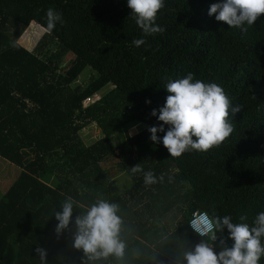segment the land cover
Segmentation results:
<instances>
[{"label":"trees","instance_id":"trees-1","mask_svg":"<svg viewBox=\"0 0 264 264\" xmlns=\"http://www.w3.org/2000/svg\"><path fill=\"white\" fill-rule=\"evenodd\" d=\"M216 2L164 0L156 24L165 31L145 37L127 0H0V155L21 168L0 197V264H41L36 247L47 250V264H83L74 219L97 196L120 205L127 247L122 261L89 264H176L204 239L187 224L193 211L250 225L264 211V15L242 31L208 14ZM48 8L63 23L49 33L54 48L39 55L16 39L29 22L46 30ZM134 38L146 42L135 47ZM86 67L94 74L81 85ZM188 72L221 86L241 111L229 113L233 131L219 146L173 158L148 128L163 123L166 84ZM87 97L84 110L102 133L89 143L73 123ZM138 163L163 181L145 186L142 173H131ZM119 171L131 183L116 190L110 180ZM67 196L73 219L57 237L54 212Z\"/></svg>","mask_w":264,"mask_h":264},{"label":"clouds","instance_id":"clouds-1","mask_svg":"<svg viewBox=\"0 0 264 264\" xmlns=\"http://www.w3.org/2000/svg\"><path fill=\"white\" fill-rule=\"evenodd\" d=\"M127 6L145 37L165 31L156 24L157 13L164 7V0H127ZM208 14H215L217 21L229 27L247 31L245 25L251 27L264 15V0H218L210 5ZM57 23H63L62 14L48 8L46 31L51 33ZM145 42L144 38H134L132 44L140 47ZM165 88L169 95L159 108V115L157 109L151 112L163 123L149 127L148 131L150 139L162 142L171 157L178 158L192 150L209 151L230 136L233 125L229 122V113L240 112L241 106L232 105L221 86L194 80V74L188 72L183 78L169 81ZM158 132H163V136L158 137ZM131 173H142L145 186L164 179L163 174L157 176L151 170L144 171L139 163L131 167ZM75 204L76 201L67 196L61 210L54 212L58 221L54 229L57 237L69 228ZM119 212L118 203L97 196L94 203L75 217L72 246L83 252V264L107 260L110 256L121 261L124 259L127 245L120 238L123 220ZM245 219L240 217L241 221ZM187 224L204 239L186 248L182 256L176 258V264H259L264 257V211L257 213L250 225L246 222L233 223L230 215L210 216L207 211L195 210L188 216ZM225 229L226 238L222 235ZM228 239L233 241L230 247ZM35 253L41 264H47L45 248L36 247Z\"/></svg>","mask_w":264,"mask_h":264},{"label":"rangeland","instance_id":"rangeland-1","mask_svg":"<svg viewBox=\"0 0 264 264\" xmlns=\"http://www.w3.org/2000/svg\"><path fill=\"white\" fill-rule=\"evenodd\" d=\"M16 40L28 50L35 52L36 54L39 55L46 54V52H48L49 49L52 50L54 48L50 34L43 27L39 26L35 22H29L28 26L21 31V33L19 34ZM70 58H71L70 53H66L61 59L60 64L65 65ZM88 71H90V68L86 67L82 72V74L78 77L77 81L81 83V85H84V83L89 79V77L92 74H94L93 71L92 72H88ZM108 88L109 85H106V87L101 88L99 92L95 93V96L99 97L100 93L106 91ZM85 105L86 104H82L81 108L79 109L80 113L77 112V115H74L73 123L76 129L78 130L80 136L82 137V139L86 143H89L94 139L98 138L102 133H101V129L98 126H96V124L93 123V121L88 119L86 111L84 110ZM142 128H143V124L140 123L139 125L132 126L128 130L130 134H133L142 130ZM115 159H116L115 155L111 156L108 162L107 161L104 162V165H109V163H112ZM2 160L3 158L0 157V172L4 170V165H2L3 162ZM110 182L112 183V185L115 186L114 188L116 190H119V189H124L125 186H129L131 180L128 172L119 171L113 174ZM3 185L4 187L2 189H7L10 183L4 181ZM177 216H179L178 213Z\"/></svg>","mask_w":264,"mask_h":264},{"label":"crops","instance_id":"crops-1","mask_svg":"<svg viewBox=\"0 0 264 264\" xmlns=\"http://www.w3.org/2000/svg\"><path fill=\"white\" fill-rule=\"evenodd\" d=\"M0 157H2L0 155ZM3 158L2 165H4V170L0 172V197L3 196V194L7 191V189L11 186L13 181L16 179V176L19 174L21 168L14 164L13 162H10L8 159ZM12 164V165H10ZM4 181H7L10 183V185L7 187V189H2L4 187L3 183Z\"/></svg>","mask_w":264,"mask_h":264},{"label":"built area","instance_id":"built-area-1","mask_svg":"<svg viewBox=\"0 0 264 264\" xmlns=\"http://www.w3.org/2000/svg\"><path fill=\"white\" fill-rule=\"evenodd\" d=\"M89 99H90V98L87 97V98L84 100V104H86L87 102H89Z\"/></svg>","mask_w":264,"mask_h":264}]
</instances>
